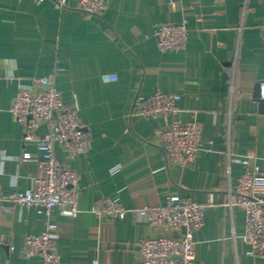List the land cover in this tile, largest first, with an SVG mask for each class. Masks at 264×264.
<instances>
[{"label": "crops", "instance_id": "crops-1", "mask_svg": "<svg viewBox=\"0 0 264 264\" xmlns=\"http://www.w3.org/2000/svg\"><path fill=\"white\" fill-rule=\"evenodd\" d=\"M65 1L59 8L55 0H0V163L2 153L12 157L2 163L0 195L29 189L41 158L33 141H23L11 100L34 77L52 73L63 103L77 108L92 138L75 158L54 148L79 174L81 212L63 217L55 208L43 215L4 200L0 264H42L25 255L23 241L49 221L57 223L61 264H137L138 241L169 231L151 227L136 209L164 204L173 193L207 203L204 224L193 234L195 264H264L247 254L244 213L228 204L229 189L247 168L264 172V0H109L98 15ZM183 19L186 45L160 49L156 25ZM103 73L117 80L105 82ZM156 90L181 94L175 114H131L137 94ZM175 116L195 119L202 146L212 149L185 166L168 162L161 145L159 130ZM46 133L45 125L36 131ZM104 197L127 209L123 219L91 211Z\"/></svg>", "mask_w": 264, "mask_h": 264}, {"label": "built area", "instance_id": "built-area-1", "mask_svg": "<svg viewBox=\"0 0 264 264\" xmlns=\"http://www.w3.org/2000/svg\"><path fill=\"white\" fill-rule=\"evenodd\" d=\"M109 0H76V7L86 15L101 14ZM195 3L200 0H190ZM222 1V0H216ZM59 8L66 7L65 0H55ZM157 45L162 50L179 49L188 39L187 20L159 23L153 30ZM264 49V28L262 29ZM105 82L117 80L115 73H103ZM260 97L264 100V78L259 81ZM181 98L178 92L156 90L148 96L137 94L131 114L147 118H159L175 114ZM9 112L22 125L23 141H33L41 152L37 171L31 177V187L13 190L0 195V207L4 200L19 206L32 205L39 214L49 215L57 208L63 217H75L81 212L78 203L79 174L63 164L54 153L56 145L68 158L84 155L92 144V138L81 124L77 108L63 103L60 91L55 86L54 74L34 77L30 87L20 88L13 96ZM40 125L47 127L46 134H36ZM202 130L195 119L182 120L178 116L159 130L163 153L168 162L185 166L192 164L204 148ZM12 158L1 154L0 176L3 161ZM119 166H113L116 172ZM229 207H239L244 213L245 230L242 241L249 245L247 254L264 258V172L259 165L247 168L229 189ZM212 202V198L209 199ZM207 203L169 195L164 204L140 207L136 211L148 218L151 227L169 231L137 243L140 258L137 264H195L193 234L204 224ZM91 211L101 218L123 219L127 209L110 197L103 198L101 207L92 206ZM57 223L49 221L38 234L24 237L23 251L27 256H39L42 264H61L56 250L58 241ZM97 264V260L93 261Z\"/></svg>", "mask_w": 264, "mask_h": 264}, {"label": "water", "instance_id": "water-1", "mask_svg": "<svg viewBox=\"0 0 264 264\" xmlns=\"http://www.w3.org/2000/svg\"><path fill=\"white\" fill-rule=\"evenodd\" d=\"M258 92H259V90H258ZM258 94H259V93H258ZM260 103L263 104V103H264V100H261V99H260Z\"/></svg>", "mask_w": 264, "mask_h": 264}]
</instances>
